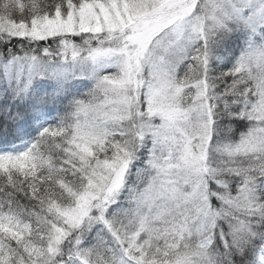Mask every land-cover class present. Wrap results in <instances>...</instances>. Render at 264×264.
Segmentation results:
<instances>
[{
    "label": "snow or ice",
    "instance_id": "6c2138e0",
    "mask_svg": "<svg viewBox=\"0 0 264 264\" xmlns=\"http://www.w3.org/2000/svg\"><path fill=\"white\" fill-rule=\"evenodd\" d=\"M0 264H264V0H0Z\"/></svg>",
    "mask_w": 264,
    "mask_h": 264
}]
</instances>
